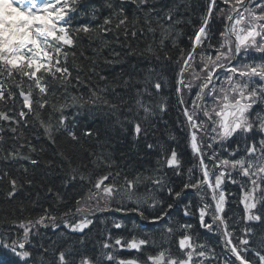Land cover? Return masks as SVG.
<instances>
[{"label":"trees","instance_id":"1","mask_svg":"<svg viewBox=\"0 0 264 264\" xmlns=\"http://www.w3.org/2000/svg\"><path fill=\"white\" fill-rule=\"evenodd\" d=\"M113 3H117V0H113ZM207 3L208 0H155L153 6L157 9L156 18L160 19V23L167 26L168 22L163 20V16L170 7L177 9L174 19L179 17L183 21L175 25L172 36L165 41V48L159 53L160 59H155L151 56L139 55L148 45L155 47V44L159 43L160 32L157 27L155 43L152 34L145 32L143 36L140 35L139 29L145 27L142 13L139 14V23L135 25L137 29L135 37L130 34L128 36L118 35L114 31L104 33L99 29L103 18L109 14V9L103 7L104 0H83L81 8L88 11L89 15H84L82 11L77 19L72 21V24L89 22L98 31L89 36L83 33L76 36L72 33L76 36V47L64 49L69 52L67 67L71 72L70 82L67 85L62 84L41 70L37 75L44 76L41 82L47 84L48 94L47 96L40 94L39 90L33 86L30 96L33 110L38 111L42 119L48 120L51 117L53 125L57 124V118L61 113L53 111L52 105L55 104L59 108L61 104H67L68 106L63 109V114L67 116L66 126L76 132L79 137L78 142L72 141L61 130L56 134L53 143L44 134L33 112L23 107V96L20 92L23 90L27 94L29 85H32L33 81L19 76L13 79L0 77L5 90V99L0 101V112L13 118L11 121L0 120V127L4 129L0 132L4 138L3 143L0 144V157L12 150L13 146L24 143L25 147L20 151L39 161L37 165H31L28 160L0 158V172L7 171L10 176L23 183L16 197L9 199L6 196L9 190L8 178L0 181V237L22 238L23 229L11 222L27 218L35 219L45 209L59 219H63L62 221L72 223L74 218H69V216L78 208L77 201L82 202L94 188L93 185L97 178L107 174L109 180L104 183L111 182L120 189V192L112 198V209L115 212L93 218L91 225L85 229L84 233L71 232L64 223H59L56 228L34 229L35 234H30V243H26V248L31 250L37 259L43 255L45 264H54L56 254L71 245L73 251L70 255L73 258V264H80L82 257L91 259L94 264H117L119 259L136 260L137 264H150L147 262V255H155L160 250L170 249L173 256L179 255L178 240L182 235L187 234L192 235L194 243L215 252L214 264H225L226 260L239 264L224 248L215 223L213 230L200 225V210L205 205H208L205 221L212 222L214 207L211 201L202 200L201 205L195 196L184 193L190 188H185V184H195L200 180V175H197L195 168L192 169L188 137L183 128V108L180 103V94L176 90L181 86L176 83L179 79V63H176V60L181 54V49L184 50L185 55L191 50V37L200 26L201 18L206 13ZM125 7L130 18L136 15L135 5L128 3ZM221 8L224 9L223 13L219 11ZM92 10L96 11L97 18L95 19L91 16ZM228 10L229 5L224 4L223 0H217L213 17L209 23V35L213 45L220 44L222 40L220 33L227 22ZM153 24H156V19H153ZM130 48L135 50L137 55H128ZM201 51L202 49L197 47L196 52ZM207 51L212 52L213 49H207ZM165 52L171 59H164ZM260 55L253 56L257 62H259ZM107 60L120 62L106 63ZM149 67H154L157 73H162L163 85L158 95L149 86L153 95L146 96L145 100L153 106L165 104L167 110L163 116L156 108L155 114L147 120L140 118L143 116L142 112L140 117H135V119H140L147 129V134H142L139 139H136L132 124L129 122L133 117L128 112L129 106H134L133 90L124 85L123 81L130 80L132 77L130 82L140 87L145 73L139 69L146 70ZM93 68L95 72L90 70ZM101 76L107 79L101 80ZM18 84L21 86L18 87ZM9 91L12 93L11 97L8 96ZM93 91L102 92L104 98L113 104H118L119 109L112 114L103 105L93 107L88 103L84 107H79L72 103L71 97H82L84 101L90 102ZM191 92V95L197 94L196 91ZM191 95L188 101L191 100ZM44 100L47 101L45 108L39 109L38 103ZM259 109L260 106H257L254 111ZM21 110L27 113L25 117H19L18 113ZM16 121H19V124ZM24 121L28 123L25 124ZM10 127H17V133H12L9 130ZM88 130H92L94 135H84ZM20 132H23V138L20 141L13 139ZM227 143L231 145L232 141ZM148 144H153L154 147L149 149ZM29 145L35 147L37 151L30 152ZM213 149L217 151L219 157L228 158L229 150L221 148L218 144H214ZM172 150L177 152L180 160L179 169L166 166L165 159ZM242 154V151L238 153V155ZM85 165L87 167H84ZM25 167L28 169L27 173L23 171ZM70 168H80L86 177H90L91 182L86 178L83 181L77 179L71 183H65ZM237 173H232L234 178ZM136 175L159 176L163 184L156 186L151 183L150 179H145L137 185L129 198V193L124 191V178L131 179ZM26 180L32 183L30 185L24 183ZM230 184L232 183L227 182V187H225L228 195L223 217L234 243H238V240L245 236L243 231L245 228L251 229V235L248 238L254 247L246 253V256L255 260L254 253L264 240V219L261 222H250L247 225L246 213L241 202L245 189L241 188L238 183H235L236 186ZM177 192L180 193L179 197L175 195ZM153 202L155 206H152ZM260 205L256 214L264 213V201H260ZM136 208L143 211V217L138 211H132ZM185 211L188 212L187 215ZM66 212L68 215H64ZM164 213L167 215L164 222L149 224L154 217ZM140 222L146 225L141 226ZM116 223H120L122 227L116 228L114 226ZM184 224H190L192 227L184 229L181 227ZM168 226L173 229L170 235L164 232L165 227ZM116 238H121L124 244L134 238L154 243L145 246L147 251L145 248L137 251L120 245H116L115 248H102L105 241L114 244ZM81 240H83L82 243ZM45 248L48 250L46 253ZM105 252H111L116 260L104 261L103 253ZM66 255L69 254L66 253ZM0 259L11 264L15 258L6 249H0ZM205 264H210V262L205 261Z\"/></svg>","mask_w":264,"mask_h":264},{"label":"snow or ice","instance_id":"2","mask_svg":"<svg viewBox=\"0 0 264 264\" xmlns=\"http://www.w3.org/2000/svg\"><path fill=\"white\" fill-rule=\"evenodd\" d=\"M82 3L83 0H43L42 3L38 0H0V77L13 79L19 76L27 77L28 80L33 81V84L29 85L27 94L23 90L20 92V95L23 96V107L27 108L29 112H33L40 127L43 128L44 134L53 143L56 134L61 130L72 141H79L76 132L71 127L66 126L67 116L63 114V109L68 105L61 104L59 108L55 104L52 105L53 111L61 113L57 118V124L53 125L51 117L48 120L42 119L40 113L33 110V102L30 99L31 89L34 86L40 94L47 96L48 86L41 82L44 76L37 75L42 69L53 80H59L65 85L70 82L71 72L67 67L69 52L64 51V49L76 47V36L79 34L83 33L85 36H89L98 31L89 22L78 25L72 24V21L77 19L82 11L84 15H89L88 11L81 8ZM128 3L135 5L136 15L131 18L125 7ZM154 3L155 0H117V3H113V0H104L103 7L109 9V14L103 18L99 29L104 33L114 31L118 35L128 36L130 34L135 37L137 35L135 25L139 23V14L142 13L145 27L139 29L140 35L143 36L145 32L152 34L155 43L157 27H159L160 32L159 43H156L155 47L151 44L148 45L139 55L160 59L159 53L164 50L165 41L172 36L175 25L183 21L179 17L174 19L177 9L170 7L163 16V20L168 22L167 26L160 23V19L156 18L157 9L153 6ZM216 3L217 0H208L206 13L202 16L200 26L196 29L194 36L191 37V50L185 55L184 50L181 49V54L176 60V63L182 61L177 84L190 90L193 87L192 80L200 81L191 110L186 107L183 109V113L189 126L190 147L192 153L198 158L202 179L195 184H185V188H195L200 184H205L211 189V198L215 202L212 222L205 221L208 205L200 210L199 222L202 227L209 230H213V224L219 222L217 227H222L225 248L231 256L235 257V261H238L239 264H264V240L261 241L259 249L254 253L255 260L246 256V253L254 247L248 238L251 235V229L245 228L243 230L245 236L240 238L238 243H234L232 234L228 231L227 222L222 215L228 195L222 185L226 180L233 184L237 183V179L233 177L232 173L238 172L241 178H247L245 184L241 185V188L245 189L241 202L246 212V221L261 222L264 219V213L256 214L253 211L257 208L258 198L260 201H264V0H223L224 4L229 5L226 17V21L229 23L225 24L220 33L222 37L220 44L213 45L209 35V23L213 17ZM219 11L223 13L224 9L221 8ZM91 16L94 19L97 18L95 10L91 11ZM153 19H156L155 25ZM72 33H75L76 36ZM197 47L201 48L202 51L197 53ZM207 49H213V51L209 52ZM250 52L261 54L259 62L255 57L250 56ZM71 54L75 55V53ZM128 55H137V53L130 48ZM164 59H171L166 52ZM233 60L238 62L233 63ZM105 62L118 63L120 61L107 60ZM90 70L95 72L94 68ZM188 70H191L189 73L191 79L186 83L185 72ZM139 71L145 73L140 87H136L135 83L130 82L132 77L130 80L123 81L124 85L133 90L134 106H129L128 112L133 117L129 122L132 124V131L136 139H139L142 134H147V129L142 125L140 119H135V117H140L142 112L143 116L140 118L147 120L155 114L156 108L160 112L167 110L165 104L153 106L152 103L145 100L146 96L153 95L149 86L155 90V94L158 95L161 92L162 73H157L154 67H149L146 70L139 69ZM100 79L106 80L107 77L101 76ZM17 86L20 87L21 85L18 84ZM176 90L180 92L181 88L178 87ZM11 95L12 93L9 91L8 96L11 97ZM207 97L212 98L211 106L203 102ZM4 99L5 90L3 81H0V101ZM71 100L73 104H77L79 107H84L88 103L93 107L103 105L112 114L120 107L104 98L102 92L96 91L92 92L90 102L84 101L82 97H71ZM196 101L202 103L198 106ZM180 103L183 104L182 98ZM46 104V100L41 101L38 103V108L44 109ZM257 106H260V109L254 111ZM198 107L202 116L206 117V121L196 118ZM18 115L25 117L27 113L21 110ZM12 119L6 113L0 112V120L11 121ZM16 123L19 124V121ZM24 123L27 124L28 121H24ZM206 124L210 126L206 127ZM9 130L12 133H17V127H10ZM3 131L4 129L0 127V132ZM84 135L93 136L94 132L88 130ZM23 136V132H20L13 139L20 141ZM234 137L235 139H233ZM3 140V136L0 135V144L3 143ZM228 141H232V144H228ZM214 144H219L221 148L229 150L228 158L219 157L217 151L213 149ZM24 147V143H19L0 158L4 160H28L31 165H37L39 163L37 159L20 151ZM147 147L152 149L154 145L148 144ZM205 149L208 150V160L212 163V169L216 171H210L209 165L205 163ZM29 150L32 153L37 151L35 147L30 145ZM241 151L243 154L238 155ZM165 163L168 168H180V160L175 150H172L170 155L166 157ZM23 171L27 173L28 169L25 167ZM6 177L9 184L6 196L12 199L16 197L17 191L23 187V183L10 176L7 171L0 172V181ZM86 178L90 181V177H86L80 168H70L65 183H71L77 179L83 181ZM145 179H150L151 183L156 186L163 184L159 176L143 177L136 175L131 179L125 177L124 191L129 193V198H131V194L134 193L137 185ZM108 180L109 175L107 174L98 177L93 187L99 192L93 195L99 198L101 194L111 197L119 193L120 189L116 185L111 182L104 183ZM24 183L30 185L32 182L26 180ZM258 192L259 197L257 198ZM175 195L179 197L180 193L177 192ZM80 203L81 201L78 200L77 204L80 205ZM152 206H155V202ZM84 210L83 207L76 209L77 212ZM132 211H138L141 217L144 216L143 211H140L139 208L132 209ZM187 214L188 212L185 211V215ZM64 215H68V213L66 212ZM163 215L154 217L153 222L163 219ZM58 219L56 215L45 209L35 219L13 220L11 223L23 229L22 238L7 239L0 237V249H6L15 258L11 264H45L44 256L41 255L37 259L33 252L26 248V243H30V234H35L34 229L49 226L56 228L59 226L57 224ZM61 223H64L71 232L84 233L91 221L84 219L71 225L64 221ZM114 226L116 228L122 227L120 223H116ZM181 227L190 229L192 226L184 224ZM164 232L170 235L173 229L168 226L165 227ZM80 242L82 243L83 240ZM150 243L154 242L134 238L124 244L121 238H116L114 244L105 241L102 248L109 249L120 245L140 251ZM177 250L180 253L177 256H173L170 249L160 250L155 255L149 254L147 255V262L150 264H205V261H209L210 264H214L215 252L206 250L203 245L194 243L192 235H182L178 240ZM47 251L45 248L44 252ZM72 251L71 245L66 250L59 251L56 254L54 264H73V258L70 255ZM145 251H147L146 248ZM194 257H196L195 260ZM103 259L111 262L116 260V257L111 252H105ZM0 264H8V262L0 259ZM80 264H94V262L89 258L82 257ZM117 264H137V261L119 259ZM225 264H235V262L226 260Z\"/></svg>","mask_w":264,"mask_h":264},{"label":"rangeland","instance_id":"3","mask_svg":"<svg viewBox=\"0 0 264 264\" xmlns=\"http://www.w3.org/2000/svg\"><path fill=\"white\" fill-rule=\"evenodd\" d=\"M99 192V190H97L95 193H98ZM94 194V193H93ZM91 195L89 198H88V200H86L83 204H82V206L81 207H83L85 210L84 211H82V212H78L77 214H76V216L75 217H77L78 215H79V218L77 217V221H78V219L80 220V221H82V220H84L85 218H84V216L86 217L87 215H90V214H92V212L95 210V206H94V208H93V205H94V202L97 200V199H99L100 200V202L103 204L102 206H100V208H104L106 205H105V203H106V200H107V198L108 197H106V196H104V195H99V198H97V196H95V195Z\"/></svg>","mask_w":264,"mask_h":264}]
</instances>
